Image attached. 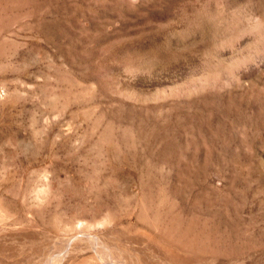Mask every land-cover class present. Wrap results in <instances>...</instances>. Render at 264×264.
<instances>
[{
    "label": "rangeland",
    "instance_id": "374dc122",
    "mask_svg": "<svg viewBox=\"0 0 264 264\" xmlns=\"http://www.w3.org/2000/svg\"><path fill=\"white\" fill-rule=\"evenodd\" d=\"M14 2L0 264H164L151 231L193 210L264 236V0Z\"/></svg>",
    "mask_w": 264,
    "mask_h": 264
},
{
    "label": "bare ground",
    "instance_id": "6f19581e",
    "mask_svg": "<svg viewBox=\"0 0 264 264\" xmlns=\"http://www.w3.org/2000/svg\"><path fill=\"white\" fill-rule=\"evenodd\" d=\"M14 10H15L14 0H0V16H3L6 12L7 13L13 12ZM2 208H4V207H2ZM178 211H181V210H178ZM193 211L195 212V210H193ZM186 212H184V213H186ZM188 212H189V210H188ZM193 213L192 214L187 213L188 215H183L180 213L178 215V213H176L177 216L173 215V217L170 218V222L168 223L173 228L172 229L171 227L168 226L169 228H171L170 230L167 229V230L161 231L159 229L156 230V228H155V231H151V230H153L152 228L156 227V226H155V224H153L154 226H151L152 228H150V225H149V227H147V228L151 229V230L149 229V231H151V233L153 234L151 236L153 237V241L155 244V246L154 245L151 246L152 251H153L151 253H153L154 255H157L159 257L161 256L162 259H164L163 262H165V263L167 262L166 264H209L210 263L209 262V255H211L210 257L213 256V258H212L213 261H211L213 263H211V264H264V236L257 235V238H255V237H252L250 235L245 234V232L242 230L243 228L239 227L240 224H237L235 219H231L228 216L221 217L220 219L214 218V219L210 220L209 218H207L209 215V214L206 215L207 213L205 214L207 217H203L205 215L202 216V212H200V214L199 213L193 214ZM139 214H141V213H139ZM2 215H4V214H2ZM141 215L138 217H139V219L141 218V220L144 222L145 216H143L144 218H142ZM147 219L148 218L146 217V222H148V221L152 222L151 220L147 221ZM0 220H5V219L3 218ZM209 220H210V223H209ZM199 223H202L204 227H208L210 225L211 231L209 229L207 230L204 227H203L204 230L206 229L207 231H203V229H202L203 232L200 230H196V228L198 227L197 225ZM145 225L147 226V223ZM199 225H201V224H199ZM201 227H202V225H201ZM158 228H160V227H158ZM161 229H163V227ZM145 230H146V228H145ZM196 231H198V232H196ZM140 234H141V232H140ZM88 235H90V234H88ZM92 236H94V235H92ZM142 236H144V234ZM151 236H150V238H151ZM74 237H76V236H74ZM74 237H73V239H74ZM80 237H82V235H80ZM80 237H78V238H80ZM146 237H147V235H146ZM146 237L143 239H146ZM78 238H77V241H78ZM89 238H92V240H93L94 237H89ZM139 238H140V236H139ZM94 240H95V238H94ZM138 240H140V239H138ZM89 241H87V242H89ZM93 242H96V240ZM77 243H79V242H77ZM137 244H138V242H137ZM142 244H143V242H142ZM102 245H104V244L102 243ZM139 245H141L140 242H139ZM97 247H98V245H97ZM128 247H130V246H128ZM136 247L138 248V246H136ZM136 247H135V249H136ZM72 248H75V247H73V245H72ZM120 248L123 249L124 247H120ZM125 248H126V246H125ZM76 249H78V248L76 247ZM89 249H91V248H89ZM127 249L129 250V248H127ZM127 249H125V250H127ZM130 249H131V247H130ZM80 250H82V249H80ZM125 250H123V251H125ZM133 250L134 249H131L129 251H132L131 253H133L134 252ZM143 250H148V248L143 249ZM61 251H63V250L61 249ZM71 251H74V250L72 249ZM127 251L125 252V254L129 252V251L128 252ZM55 252H57V250ZM67 252L64 254H67ZM76 252H78V251H76ZM103 252H105V251H103ZM108 252H110V251H108ZM143 252H145V251H143ZM143 252H142V250H137V253L139 255H141L140 256L141 258L138 256L140 258V259L138 258V260H140L138 264H158L159 263V262L156 263L157 261L155 263L154 262L149 263V261L145 260L147 255L145 258L143 257ZM58 253H60V252H58ZM58 253L56 255H59ZM69 253H71V252H69ZM74 253H75V251H74ZM79 253H80V251H79ZM135 253H136V251H135ZM64 254H63V256H64ZM144 254H146V253H144ZM164 256H166V258L169 257L168 260ZM55 257L56 256L53 255V258H55ZM73 257H75V256H73ZM128 257H129V255H128ZM89 258L90 257H88L87 261L90 260ZM132 258H134V257H132ZM69 259H70V257H69ZM85 259H84V261H85ZM60 261L61 260H59L58 262H60ZM84 261L82 260V262H84ZM21 262H22V260H21ZM103 263L104 264H129L124 259L122 260L121 257L119 259H114V257H111V256L105 257L103 259ZM62 264H65V263H62ZM67 264H68V260H67Z\"/></svg>",
    "mask_w": 264,
    "mask_h": 264
}]
</instances>
